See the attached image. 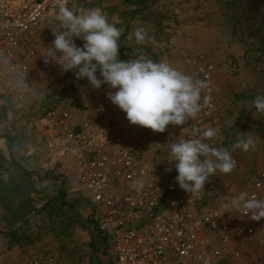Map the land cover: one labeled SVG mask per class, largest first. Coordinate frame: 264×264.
I'll use <instances>...</instances> for the list:
<instances>
[{
    "label": "rangeland",
    "instance_id": "374dc122",
    "mask_svg": "<svg viewBox=\"0 0 264 264\" xmlns=\"http://www.w3.org/2000/svg\"><path fill=\"white\" fill-rule=\"evenodd\" d=\"M61 4L73 11L102 10L121 30V60L165 61L188 74L202 58L219 65L214 79V119L200 122L195 116L181 126L168 125L163 133L153 132L147 156L165 180L174 182L177 172L174 162L168 161L170 145L199 138L209 128L216 130L214 146L230 150L237 166L231 173L213 176L219 191L211 204L238 217L241 212L231 206L232 198L247 193L252 177L264 170V115L252 106L256 95L264 93V0H59L38 37L36 57L30 61L26 78L0 81V178L33 182L23 202L2 201L0 195V261L26 260L49 250L56 264H109L91 210L86 204H75L78 198L70 191L72 180L57 172L62 164L51 152L43 129L49 106L70 110L85 121L99 108L104 93L114 91L107 85L94 89L86 79L77 80L73 72L45 63L53 31L61 28L56 19ZM137 28H143L150 39L137 43ZM75 43L83 45L82 39ZM241 133L252 134L254 149L245 152L233 147L244 138ZM19 166L35 173L33 178H26ZM45 174L49 179L40 180ZM61 192H65L64 200ZM25 203L30 207H24ZM253 222L259 224L264 238V218ZM231 264H264V243L252 240L243 259Z\"/></svg>",
    "mask_w": 264,
    "mask_h": 264
},
{
    "label": "built area",
    "instance_id": "2783aa9c",
    "mask_svg": "<svg viewBox=\"0 0 264 264\" xmlns=\"http://www.w3.org/2000/svg\"><path fill=\"white\" fill-rule=\"evenodd\" d=\"M58 2L0 0V72H4L0 81L26 78L38 37ZM219 71L218 64L202 58L193 73H184L207 85L196 115L200 122L215 117L214 79ZM109 92L85 121L70 110L49 106L43 127L65 178L72 180L70 191L88 200L109 264H231L243 259L252 240L264 243L259 224L250 215L232 218L211 204L219 191L213 177L192 194L165 180L147 156L153 131L130 124L107 98ZM247 193L264 198V170L252 177ZM56 263L49 250L26 260L0 261Z\"/></svg>",
    "mask_w": 264,
    "mask_h": 264
},
{
    "label": "clouds",
    "instance_id": "9594fccd",
    "mask_svg": "<svg viewBox=\"0 0 264 264\" xmlns=\"http://www.w3.org/2000/svg\"><path fill=\"white\" fill-rule=\"evenodd\" d=\"M56 19L61 28L53 31L54 39L45 49V63L53 62L64 72H73L77 80L86 79L94 89L107 85L114 90L107 98L126 114L130 124L163 133L168 125L181 126L201 110V91L206 83L165 61L143 57L121 60V30L108 21L102 10L73 11L61 4ZM135 38L137 43L150 39L143 28L135 30ZM76 39H82L83 45L77 46ZM252 106L257 114L264 115V93L256 95ZM241 135L244 138L233 147L245 152L254 149L252 134ZM217 136L216 130L209 128L199 138L170 145L168 161L175 164V181L180 189L197 193L217 172L228 174L236 169L231 151L214 146L213 138ZM231 206L253 220L264 218V198L241 192L232 198Z\"/></svg>",
    "mask_w": 264,
    "mask_h": 264
},
{
    "label": "trees",
    "instance_id": "16d2710c",
    "mask_svg": "<svg viewBox=\"0 0 264 264\" xmlns=\"http://www.w3.org/2000/svg\"><path fill=\"white\" fill-rule=\"evenodd\" d=\"M19 168L21 169L22 173L24 174L26 178L32 179L33 176L35 175V173L28 171L26 169H23L21 166H19ZM39 179L42 181H45L49 179V175L45 174L43 177H39ZM32 183L33 182L28 181V179L24 183L19 184V183H14L12 181L6 182L0 178V195H1L2 201L8 200L9 202H18L22 200L23 202V200H25L26 197L30 193V188L32 186ZM60 194H61V199L64 200L65 192H61ZM75 202H76L75 204L77 205L86 204L90 208L88 200L86 199L78 198L76 199ZM25 204L26 205H24V207H30L29 203H25Z\"/></svg>",
    "mask_w": 264,
    "mask_h": 264
},
{
    "label": "crops",
    "instance_id": "0c3cea01",
    "mask_svg": "<svg viewBox=\"0 0 264 264\" xmlns=\"http://www.w3.org/2000/svg\"><path fill=\"white\" fill-rule=\"evenodd\" d=\"M58 173H60V174H63L64 173V170H63V167H62V170L60 169L59 171H57ZM71 187H72V185H71ZM74 196L77 198V196L74 194Z\"/></svg>",
    "mask_w": 264,
    "mask_h": 264
}]
</instances>
